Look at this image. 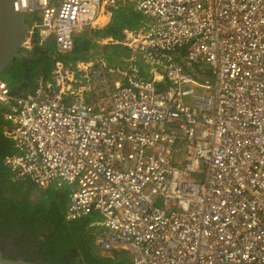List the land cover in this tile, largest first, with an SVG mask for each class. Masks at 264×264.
<instances>
[{"label":"built area","instance_id":"built-area-1","mask_svg":"<svg viewBox=\"0 0 264 264\" xmlns=\"http://www.w3.org/2000/svg\"><path fill=\"white\" fill-rule=\"evenodd\" d=\"M126 4L138 23L98 36ZM17 7L33 13L23 50L55 57L26 92L0 76L12 179L66 190L65 219L96 215L94 249L132 264H264V0ZM84 28L97 47L72 58ZM110 44L130 57L108 64Z\"/></svg>","mask_w":264,"mask_h":264},{"label":"trees","instance_id":"trees-1","mask_svg":"<svg viewBox=\"0 0 264 264\" xmlns=\"http://www.w3.org/2000/svg\"><path fill=\"white\" fill-rule=\"evenodd\" d=\"M28 15V18L26 16ZM25 20L30 22V14ZM140 20L131 4L115 9L109 20L101 25L97 35L118 38L121 29ZM89 37V38H87ZM92 35L75 39L72 58L86 57L82 53L92 48ZM116 46V45H113ZM106 55L109 63L114 56ZM55 57L54 46L48 41L44 46L21 49L4 69L1 78L12 93L26 92L33 88L38 75H48ZM71 59V58H69ZM6 122L0 110V251L5 258H24L44 264H132L124 254L125 249H113L110 257H101L92 245L91 216L66 220L64 208L67 191L55 190L53 196L43 190V198L34 205L24 203V198L36 189L25 180H13L3 165V157L11 150V141L3 134ZM42 197V196H41ZM52 197V198H51ZM96 252V253H95Z\"/></svg>","mask_w":264,"mask_h":264},{"label":"water","instance_id":"water-1","mask_svg":"<svg viewBox=\"0 0 264 264\" xmlns=\"http://www.w3.org/2000/svg\"><path fill=\"white\" fill-rule=\"evenodd\" d=\"M17 9L16 0H0V76L5 67L20 56L28 33L29 22ZM0 264H44L24 258H5L0 251Z\"/></svg>","mask_w":264,"mask_h":264},{"label":"rangeland","instance_id":"rangeland-1","mask_svg":"<svg viewBox=\"0 0 264 264\" xmlns=\"http://www.w3.org/2000/svg\"><path fill=\"white\" fill-rule=\"evenodd\" d=\"M56 1L57 0H55V2ZM26 18H28V15L26 16ZM84 29H85V31L83 32V34L81 36L82 39L86 38V34H85L86 28H84ZM120 36H121V33H120ZM104 37H106V36H104ZM87 38H89V37H87ZM115 39H117V38H115ZM113 45L114 44H110L109 46H107V48H105V50H104V53L107 55H110V56H114V58H118V57L128 58V57H130V51L127 48L120 46V45H116V46H113ZM96 47H97L96 44L94 42H92V48L91 49L95 50ZM93 50H90V51H93ZM95 52H98V51H95ZM112 63L108 62V64H112ZM108 67H110V66H108ZM110 68H113V67H110ZM194 76L197 78L196 74H194ZM34 190H36V189H34ZM34 190L25 196V198L23 200L25 204L34 205L35 203L39 202L43 198V196H44L43 192L41 195L37 196L35 194L36 192ZM54 192H55L54 187L52 185H50V188L46 191V194L53 196ZM95 216L96 215H91V220L94 219ZM92 230H93V232L96 231V229H94V228ZM94 251H96L97 255H100L101 257H107L108 258V257H110L109 255L111 254V253H102L101 251H97V250H94ZM119 254H124L126 257H128L130 259L131 252L129 250H126V251L120 252Z\"/></svg>","mask_w":264,"mask_h":264},{"label":"bare ground","instance_id":"bare-ground-1","mask_svg":"<svg viewBox=\"0 0 264 264\" xmlns=\"http://www.w3.org/2000/svg\"><path fill=\"white\" fill-rule=\"evenodd\" d=\"M40 1H42V0H39V2ZM16 4H17V0H16ZM184 4L187 6V7H191V4L189 3V2H184ZM207 5H209L208 3H206ZM17 9L19 10V11H21V12H23L25 15L24 16H26V14H30V16H33V13L32 12H28V11H24V10H20L18 7H17ZM105 12H103V10H101V15H100V20H99V25H101L102 23H104L105 21H106V19L108 18V16H109V11H108V9L106 8L105 10H104ZM109 19V18H108ZM30 29H31V26H29V31H30ZM85 30V29H84ZM86 30H87V28H86ZM27 40V37L25 38V41ZM25 41H24V43H25ZM201 71L202 72H205V71H207V69L204 67V66H202L201 67ZM205 78H208V77H205ZM225 96H226V94L228 93V91H223L222 92ZM204 127L205 128H208L209 127V125L208 124H205L204 125ZM211 131H213V129H211Z\"/></svg>","mask_w":264,"mask_h":264},{"label":"flooded vegetation","instance_id":"flooded-vegetation-1","mask_svg":"<svg viewBox=\"0 0 264 264\" xmlns=\"http://www.w3.org/2000/svg\"><path fill=\"white\" fill-rule=\"evenodd\" d=\"M108 20H109V19H107L104 23H102V25L105 24ZM100 27H101V26H100ZM34 191L36 192L35 194H36L37 196L41 195L42 192H43L41 189H38V188H36V190H34Z\"/></svg>","mask_w":264,"mask_h":264},{"label":"crops","instance_id":"crops-1","mask_svg":"<svg viewBox=\"0 0 264 264\" xmlns=\"http://www.w3.org/2000/svg\"><path fill=\"white\" fill-rule=\"evenodd\" d=\"M102 25V24H101Z\"/></svg>","mask_w":264,"mask_h":264}]
</instances>
